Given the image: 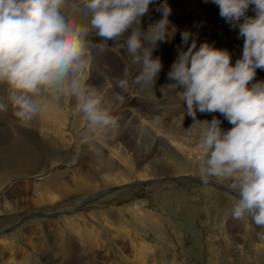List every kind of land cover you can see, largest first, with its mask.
<instances>
[{
  "label": "clouds",
  "instance_id": "1",
  "mask_svg": "<svg viewBox=\"0 0 264 264\" xmlns=\"http://www.w3.org/2000/svg\"><path fill=\"white\" fill-rule=\"evenodd\" d=\"M211 3L230 28L238 29L242 55L233 62L228 49L207 40L198 45V34L185 29L167 79L181 90L192 119L187 139L198 147L196 174L204 184H225L237 193L233 219H250L264 228V80L257 79V71L264 70V0ZM153 9L160 13L155 21L150 20ZM81 10L87 22L77 18ZM171 13L168 0H81L71 6L69 0H0V85L8 90L7 97H0V110L10 103L14 116L29 125L72 98L90 133L116 134L121 118L89 83L92 38H99L101 52L110 41L125 38L122 44L137 66L131 84L155 87L163 63L153 52L177 31ZM118 83L129 87L127 79ZM198 113L212 118L201 120ZM216 114L231 127L223 128ZM159 122L157 117L148 127Z\"/></svg>",
  "mask_w": 264,
  "mask_h": 264
},
{
  "label": "bare ground",
  "instance_id": "2",
  "mask_svg": "<svg viewBox=\"0 0 264 264\" xmlns=\"http://www.w3.org/2000/svg\"><path fill=\"white\" fill-rule=\"evenodd\" d=\"M72 3L81 5V0H70L69 5L71 6ZM168 3L172 8L169 19L177 31L171 42L159 44L156 51L153 52V56H160L163 63V70L155 87L143 89L131 84L132 75L137 71V66L133 68L131 56L119 41H110L108 50L104 53L93 50L94 61L89 83L97 89L100 84L103 89L105 86H109L104 90L106 91L104 92L105 104L114 115L121 118V127L116 134L109 133L106 136H96L90 133L86 121L77 114L75 100L72 98L67 99L29 125H23L14 116L12 107H10L12 108L10 115L5 116V111L3 113L0 110V120L9 122L3 127L6 128V131L0 130V213H8L18 209L16 203L12 206L9 201V196L16 185H13L8 191L2 188L6 180L14 177H19L20 180L25 176L41 177L33 183L37 188V191L34 192L40 198L50 196L53 201H58V198L70 194L89 196L102 187L132 179L151 178L152 183L147 187L149 190L164 185L163 177L184 174V178L180 177L179 180L187 181L188 178L198 176L194 163L197 153L194 155L189 154V152L186 153L184 150L186 147L183 148V144L192 143L187 139L188 128L192 119L186 115V108H182L180 104L182 100L181 90L171 87L170 81L167 79V73L177 55V47L181 44L180 32L188 29L198 34V45L207 40L215 42L216 47L228 49L232 54L233 62L242 55L243 39L239 38L238 29L230 28L220 18L219 8L211 3V0L208 3H205L204 0H168ZM158 13L153 9L150 20H157L160 15ZM248 14L254 15V12L250 9ZM148 22L149 17H145V27H147ZM217 41L221 42L222 46H219L220 44L217 46ZM126 71L127 76L125 75ZM123 79L129 81V87L126 90L119 87L118 82ZM257 79L264 80V70L257 71ZM0 87L7 97V86L0 85ZM137 106H139L138 110H136ZM138 114L148 124L157 117H159L160 122L154 128L148 127V124H143L138 120L137 116H140ZM197 115L201 120L212 118L210 114L198 113ZM216 115L222 120L219 114ZM222 127L227 129L231 125L226 121ZM157 131L161 132L163 136H159ZM169 142L173 143L174 147L170 146ZM72 145L73 151H71ZM142 145L144 146L143 151L138 149ZM59 164H63L64 168L58 169L57 165ZM43 173H45L44 176H42ZM113 209L112 206L113 212L106 213L105 221L106 219L109 220L108 217H110L111 219L116 218L119 222V215ZM205 212H209V204H207ZM83 213L84 211L74 214L73 217L70 215L69 218L61 217L67 226L70 225L67 230H61L64 234L54 229V239L47 241L46 234L42 243L32 242L33 239H29L25 243L29 244L30 253L24 250L25 253L20 261L16 262L14 257H11L10 261L6 262L8 264H37L38 253L42 252L39 254L43 264H101L100 257L103 255L106 257V261L108 260L107 262L111 259L115 260L108 264H183L182 261L171 259L167 262L165 260V251H162L161 244L158 245L157 242L158 236L155 243H148L145 242V235L133 231L131 233L130 228L127 229L121 223L118 226L117 223H110L116 228L117 236L125 234L124 236L131 239L129 241L131 246L126 244L131 253L128 257L122 255L125 246H117L116 235H106V238H99L95 233V228L90 229L92 232L88 231L87 227L90 224L83 220ZM103 213V211L94 212L92 209L88 212L86 209L85 214L95 225L97 224L95 219H104ZM237 221L228 217V228L238 225L236 224ZM224 223H221V226ZM37 224L38 221L37 223L22 225L16 230V233H20L19 235H22L23 232L31 234L32 231V234L39 233L40 227ZM245 226L247 228H243ZM240 227V237H236L237 246L243 248L246 243H250L253 251L257 254L262 250L264 251V228L256 226L250 219L247 225L244 223ZM251 228L253 229L251 230ZM107 229L103 226L104 232H107ZM259 229L262 230L260 236L253 234ZM133 230L138 231L139 228L135 227ZM74 233L76 236H71ZM10 235L12 236V233ZM4 236L0 235V239L3 237L2 239L5 241ZM139 238L142 243L140 245L133 244V240ZM22 239L21 237L19 241L23 244ZM222 239L227 246L224 248L225 251L230 254V248L233 246L232 241L224 235ZM7 243L3 244L2 241L1 247L8 250L15 247L13 243ZM160 243H165V241L160 239ZM166 243L168 244V242ZM174 245L177 246L173 242L168 249L173 248ZM19 246L17 245L16 249L20 250ZM174 257L177 256L174 255Z\"/></svg>",
  "mask_w": 264,
  "mask_h": 264
},
{
  "label": "rangeland",
  "instance_id": "3",
  "mask_svg": "<svg viewBox=\"0 0 264 264\" xmlns=\"http://www.w3.org/2000/svg\"><path fill=\"white\" fill-rule=\"evenodd\" d=\"M77 18L79 20L82 19L81 21L84 20L83 22H87L88 19L87 16H84L82 10L78 13ZM92 40L94 46L93 50L101 53L96 47L99 38L93 36ZM123 40L124 39L121 38L119 43L122 44ZM216 45L222 46L219 41L216 42ZM112 49L113 47L111 50ZM135 66L136 65H134L133 68H135ZM107 87L109 86H105V89H103L100 84L98 89L102 90L104 93L106 92L104 90H106ZM3 93L4 90L0 87V97H6ZM180 104L182 105V108H186L184 101L181 100ZM10 107L12 106L9 103L8 109L5 113L3 111L5 116L8 115L13 108ZM138 108L139 106H137L136 110H138ZM137 118L140 122H143V124H148L141 115L137 116ZM221 118L223 121L222 124L225 125L226 120H223V117ZM6 121L7 120H0V130L4 129L6 131V128H3L9 123ZM157 132L159 136H163L161 132ZM169 145L174 147L173 143L169 142ZM71 148V151H73V145ZM183 148L185 152H189V154L194 155L198 152L197 144L193 142L189 143V145L183 144ZM138 149L143 151L144 146L142 145V147ZM71 154L73 155V152H71ZM57 168L63 169V164L57 165ZM44 175L45 173H43L42 176ZM180 177L184 178V174H181V176L175 174L173 177H161L164 183H168L169 185L166 186L164 184L157 189H147L152 183L151 178L132 179L127 182L102 187L99 191L97 189L89 196L85 194H70L65 197H57L59 199H57L58 201H53L50 199V196L47 198H40L35 193L37 188H35L36 186H34L33 183L41 177L36 178L25 176L21 178V180L19 177L6 180L2 185L4 190L8 191L13 185H16V188L9 196V201L12 206L16 203L18 209L8 213H0V235H5L4 239L6 238L5 241L2 239L3 237L0 239V249L2 250H0V264H8L7 262L10 261L11 257H14L13 259L16 262L20 261L25 251L30 253L29 244L25 242L29 239H33L32 242L42 243L45 234L47 241L54 239V229L59 230V232L62 233L61 230H67L70 226H67V224L61 220V217L69 218L70 215L73 217L74 214L76 215L82 211H84L83 220L90 224L89 227H87L88 231H91L90 229L92 227L95 228V233L99 238H106V235H116V244H118L117 246H125L122 255L124 254V256L127 257L131 251L126 244L129 245L131 239H129L128 236H124L125 234H123V236H117L115 232L116 228H114L113 224L117 223L116 225L118 226V224L121 223L122 225H125L127 229L130 228L129 230L131 233L133 231L138 234L140 233L143 236L145 235V242L148 243H155V239L158 236V245L161 244L162 251H165L164 258L167 262L173 259L176 261H182L181 263L183 264H264L263 250L257 254L253 251L250 243H246L245 246L243 245V248L237 246L238 241L236 237H240V226L244 223L247 225L249 219L240 221L236 220V224L238 225L229 228L227 226L228 217L229 219L232 218L230 212L232 203H234L237 198V193L230 190L225 184L215 182L204 184L198 176H195L196 178H188L187 181H182V179L179 180ZM188 185L193 187H189ZM207 204H209V212H205ZM112 206L114 208L113 210L119 215V222H117L116 218L111 219L108 216L107 217L111 221L109 222L108 219L105 221L106 213L113 212ZM86 209L88 212L90 209L94 212L103 211L105 213H103V215H105L104 219H95V223L97 224L94 225L88 215L85 214ZM37 221V225L40 227V230L38 229V231H40L39 233L32 234L33 231L31 234L23 232L22 235H19L20 233H16V230L22 225L37 223ZM223 222L225 223L221 226V223ZM110 223L113 224L110 225ZM103 226L108 228L106 230L107 232L103 231ZM135 227L139 228V230H133ZM34 228H37V226H34ZM243 228L247 227L245 226ZM229 229H231L230 232H228ZM252 229L253 228H251V230ZM261 231V229H259V231L256 230L253 234L255 233L260 236L262 234ZM11 233L12 236L10 235ZM223 235L233 243V246L230 248V254L224 249L227 246H225L224 239H222ZM20 236L23 238V244L19 241L21 239ZM71 236L76 235L74 233ZM57 238L59 239V237ZM160 239L164 240L165 243H160ZM2 241L3 244H6L9 241L7 244L13 243L15 247L11 250L4 249L1 247ZM133 241L134 243H132L135 245H140V243H142L140 242V238ZM172 241L176 243L177 246L174 245L173 248L168 249L170 245L173 244ZM166 242H168V244ZM17 245H20V250L16 249ZM129 246H131V244ZM39 253L41 254L42 252ZM39 253L37 256V264H43ZM174 255L177 257H174ZM105 258L104 255L100 257L102 261L101 264H108L115 261L114 259H111L107 262L108 260L106 261Z\"/></svg>",
  "mask_w": 264,
  "mask_h": 264
}]
</instances>
